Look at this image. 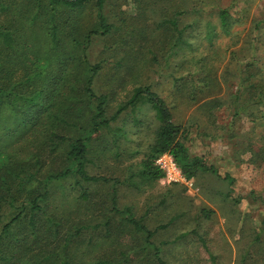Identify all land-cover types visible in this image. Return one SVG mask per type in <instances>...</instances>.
<instances>
[{"label": "trees", "instance_id": "obj_1", "mask_svg": "<svg viewBox=\"0 0 264 264\" xmlns=\"http://www.w3.org/2000/svg\"><path fill=\"white\" fill-rule=\"evenodd\" d=\"M114 1L0 0V264H127L132 260L122 250L117 251V260L107 256L91 258L88 252L107 241L108 247L122 246L132 231L140 243L132 248H119L146 250L152 260L140 258L141 264H168L160 256V245L170 241L156 245L151 239L154 229L143 224L142 216L134 218L130 207L124 208L122 212L128 215L120 222L113 224L106 219L100 237L94 241L92 235L88 236L87 243L80 247L82 232L97 228L99 223L78 221L67 229V220L55 215L48 206L52 189L61 185L60 181L71 179L72 188L80 187L77 198L84 208L109 202L110 210H118L115 185L123 180L91 174L87 170L92 164L88 154L92 136L109 128L110 122L127 107L150 104L158 122L153 142L140 162V174L153 180L162 177V171L153 162L159 154L169 151L186 178L193 179L201 171L220 177L201 156L189 153L187 129L174 121L170 106L151 84L134 85L128 99L106 116L107 96L93 89L94 77L101 66L90 62L88 49L95 36L107 35L114 29ZM133 1L139 8L142 0ZM254 1L177 0L173 19L159 24H170L177 33L175 46H188L199 62L205 57L197 54L198 44L183 37L185 26L195 27L199 40H206L210 49L217 48L222 54L229 50L232 57L229 59L234 60L238 58L237 51L228 47L235 45L242 51V57L258 49L257 43L264 45V11L260 17H252ZM190 13L196 14L193 21L178 28L177 22ZM249 22V33H256L237 43L241 31L233 30L234 27ZM222 35H227L230 41L235 39L234 45L222 48L218 41ZM262 53H253L238 66L236 74L242 89L232 99V119L244 110L256 125L252 126V132L257 125L262 127L256 138L257 143L261 142L257 153L260 160H264V56L258 57ZM212 67L208 66L204 78L198 76L197 69L188 73L195 95L198 90L201 93L217 85L216 79L208 77ZM196 80L200 83L196 84ZM191 98L198 100L195 96ZM216 101L215 97L208 98L202 106L216 105ZM223 179L232 185L233 178L229 175ZM94 183L109 186L100 188L95 198ZM230 194L228 190L226 197H231ZM73 201L79 204L75 197ZM62 212L69 217L65 210ZM202 212L204 216L210 215L208 210ZM174 218L157 228L166 227ZM85 256L91 260H85Z\"/></svg>", "mask_w": 264, "mask_h": 264}, {"label": "rangeland", "instance_id": "obj_2", "mask_svg": "<svg viewBox=\"0 0 264 264\" xmlns=\"http://www.w3.org/2000/svg\"><path fill=\"white\" fill-rule=\"evenodd\" d=\"M176 2L142 0L137 8L133 0L114 1V29L107 35L95 36L88 49L90 62L101 66L94 77L93 89L97 94L107 96L106 116L109 117L118 105L128 99L134 85L151 84L170 106L174 121L187 129L189 153L201 156L220 177L209 171L198 172L192 180V187L188 188L183 184L167 183L162 177L153 180L140 174V162L153 142L158 122L150 104L138 103L133 109L125 108L110 122L109 128L93 135L90 140L88 157L92 164L87 170L91 174L123 180V183L115 185L118 210H110L109 202L84 208L77 198L80 187L72 188L71 179L60 181L61 185L52 189L47 200L49 209L67 220V229L78 221L99 223L97 228L82 232L80 247L87 243L88 236L92 235L94 241L100 237L106 219L113 224L120 222L128 215L122 211L130 207L134 218L142 216L143 224L154 229L151 239L156 245L170 241L160 245V256L168 264H264V160L258 159L261 142H256L262 127L257 125L258 128L252 132V126L256 125L244 110L232 119V99L242 89L237 68L253 53L264 52V45L257 43L258 49L240 57L242 51L234 45L235 39L230 41L227 35H222L218 40L221 47L234 45L228 48L237 51L238 58L232 60L229 59L232 58L229 50L222 54L217 48L210 49L206 40H199L195 27L185 26L183 37L198 44L197 54L205 57L199 62L191 55L188 46H175L177 33L170 24H159L165 19H173ZM250 11L252 17H260L264 11V0H255ZM195 15H185L180 23L177 22L180 25L177 27L191 23ZM249 26L250 22L234 27L233 30L241 31L237 43L254 36L256 32L249 33ZM261 55L264 53L258 57ZM208 66H213L208 77L218 83L201 93L196 91L195 95L188 73L197 69L198 76L204 78ZM214 97L216 105L202 106L205 100ZM225 175L233 178L231 186L223 179ZM92 185L95 198L100 188L108 189L109 186ZM228 190L232 198L226 197ZM74 197L79 204L73 201ZM233 199H239L238 203L232 202ZM202 209L208 210L210 215L204 216ZM172 217L175 218L166 227L157 228ZM133 235H136L133 231L127 235L122 246L108 247L107 241L104 245L89 248L88 253L95 259L107 256L117 260V251L122 250L132 260L127 264H141L140 258L152 260L146 250L119 248L138 245L140 242ZM85 260H91L90 256H85Z\"/></svg>", "mask_w": 264, "mask_h": 264}, {"label": "built area", "instance_id": "obj_3", "mask_svg": "<svg viewBox=\"0 0 264 264\" xmlns=\"http://www.w3.org/2000/svg\"><path fill=\"white\" fill-rule=\"evenodd\" d=\"M154 165L163 173L162 179L167 183L183 184L188 188L193 185L192 179L186 178L180 167L176 163L173 155L169 152H163L154 159Z\"/></svg>", "mask_w": 264, "mask_h": 264}, {"label": "crops", "instance_id": "obj_4", "mask_svg": "<svg viewBox=\"0 0 264 264\" xmlns=\"http://www.w3.org/2000/svg\"><path fill=\"white\" fill-rule=\"evenodd\" d=\"M193 180V179H192Z\"/></svg>", "mask_w": 264, "mask_h": 264}]
</instances>
